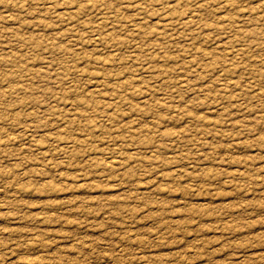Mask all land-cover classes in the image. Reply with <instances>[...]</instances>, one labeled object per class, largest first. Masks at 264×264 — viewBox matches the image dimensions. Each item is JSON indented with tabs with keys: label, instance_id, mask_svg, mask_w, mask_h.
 <instances>
[{
	"label": "rangeland",
	"instance_id": "1",
	"mask_svg": "<svg viewBox=\"0 0 264 264\" xmlns=\"http://www.w3.org/2000/svg\"><path fill=\"white\" fill-rule=\"evenodd\" d=\"M0 264H264V0H0Z\"/></svg>",
	"mask_w": 264,
	"mask_h": 264
}]
</instances>
